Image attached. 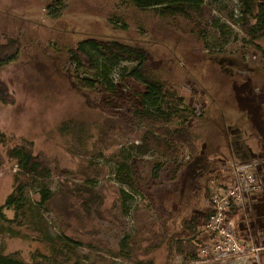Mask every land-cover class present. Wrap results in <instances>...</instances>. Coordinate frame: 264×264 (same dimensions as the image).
Instances as JSON below:
<instances>
[{"label":"rangeland","instance_id":"1","mask_svg":"<svg viewBox=\"0 0 264 264\" xmlns=\"http://www.w3.org/2000/svg\"><path fill=\"white\" fill-rule=\"evenodd\" d=\"M250 13L246 0H204L190 18L162 17L124 0H0V34L21 43L19 59L0 74L14 98L0 104V129L24 153L14 157L18 164L0 166V264H6L3 250L17 252L28 264H43L39 250L46 252L47 244L58 248L54 264L221 263L212 256L214 236L205 227L199 239L207 247L196 260H187L193 250L197 256V245L181 234L185 253L180 252L172 237L180 226L173 217L208 206L233 161L249 164L256 175L264 172V19L249 28ZM87 38L147 49L151 65L197 109L195 158L130 153V142H141L144 86L123 71L133 64L124 63L112 72L113 90L101 83L96 90L82 89L69 51ZM85 73L79 72L80 80L89 77ZM95 103L137 126L131 137L115 129L88 155L55 144L64 142L56 140L62 120L81 127L90 115L76 117L78 112ZM31 144L42 150L46 169L26 170ZM125 166L133 188L117 179ZM20 168L28 176L15 194L30 202L25 217L6 204ZM254 197L259 214L264 201ZM64 233L99 239L116 255L71 247Z\"/></svg>","mask_w":264,"mask_h":264},{"label":"trees","instance_id":"2","mask_svg":"<svg viewBox=\"0 0 264 264\" xmlns=\"http://www.w3.org/2000/svg\"><path fill=\"white\" fill-rule=\"evenodd\" d=\"M130 5H133L139 10H152L162 17H185L190 18L193 13H196L204 6V0H124ZM248 2L249 10L251 11L248 17V24L256 26L263 23L264 19V0H246ZM248 28L247 31H250ZM257 28H254V30ZM256 31V30H255ZM224 35L220 37H224ZM21 53V43L15 37L8 34H0V74L6 64L13 63L19 59ZM70 62L75 66L76 75L79 86L82 89L96 90L98 85L105 84L108 90L115 88V83L111 77L112 72L121 67L124 63L133 64L130 68L124 66L123 71L138 83L144 86L142 97V117L144 124L136 126L141 132H138L141 142H130V153L134 156L155 155L157 157H166L169 159L178 160L184 158L186 153H190L192 158H195L199 152V132L193 127L192 122L197 116V109L192 107L186 101V97L181 95L179 91L172 85L169 80L163 79L158 69L153 67L149 60V53L147 49L142 46L125 43L116 39L101 40L96 38H87L78 42L77 46L69 51ZM88 73L89 77L80 80L79 72ZM85 73V74H86ZM87 75V76H88ZM9 90L0 75V104L12 103L14 98L8 95ZM91 106V107H90ZM90 107V108H87ZM82 108L76 117H83V113L89 114L90 119L81 127L72 123L71 119L62 120L60 126L57 127L56 140L59 142L63 139L64 142L55 143L61 147H68L71 150H81L82 153L88 155L101 142L111 134L115 129L122 131L128 137H131L132 132L135 131L132 123L121 120L119 116L109 114L99 104H88ZM90 109V110H89ZM194 115V116H193ZM196 115V116H195ZM64 119V118H62ZM125 122V123H124ZM147 124L150 125L147 126ZM146 126V127H145ZM133 130V131H132ZM81 135L85 134L82 138ZM54 136H56L54 134ZM20 146L14 145V140L5 131L0 129V166L6 163L15 162L16 155L21 157L24 155ZM42 150L37 149L34 144H31V151L28 153L29 160L26 163V170L30 167L32 171H37L38 168L46 169L44 163L46 161L41 157ZM17 153V154H16ZM71 155V154H70ZM72 156V155H71ZM78 160V158H75ZM80 161V159H79ZM264 163V162H263ZM8 165V164H6ZM264 169V164H262ZM30 170V171H31ZM22 168L16 170L14 173L15 190L10 194L6 200V204L12 206L13 212L18 216L25 217L30 208V202L25 195L15 194L18 187H22V182L27 180L28 172ZM128 166L121 167L118 170L117 179L123 184L134 187V180L131 174L128 173ZM256 174V172H254ZM264 175V172H257L258 177ZM261 181L264 177H259ZM264 183V181H263ZM22 191V188H21ZM250 196V203L253 205V211L249 218L252 224L256 208L257 197ZM207 197L208 194H207ZM209 199V198H208ZM264 201V199H261ZM208 206L199 210L192 211L177 217H173L176 222H179V229L172 234L176 238L180 247V252L185 253L182 241L177 237L185 238L187 234L192 238L197 247H194L197 256L193 257L190 252L185 255L189 261L196 260L200 255L202 249L207 247L206 244H201L200 235L203 228L207 224L209 218L214 213V208L211 205L210 199L207 201ZM5 204V205H6ZM0 209H2L0 207ZM263 209V210H262ZM261 215L264 214V207L260 209ZM174 214L176 213L173 211ZM176 215V214H175ZM260 216V215H259ZM232 217L235 220L236 231L239 236L246 235V218L241 208L235 207L232 211ZM186 233V234H185ZM65 241L71 247H86L91 251H100L116 255L117 250L105 246L103 241L94 237H85L84 239L75 234H63ZM155 236V235H153ZM162 239V238H161ZM146 240V239H145ZM174 241V242H176ZM158 242V241H157ZM146 243V242H145ZM168 248L173 249V242L167 245ZM46 252L39 250L40 256L45 258L49 264L57 262L58 248L53 245H45ZM199 249V250H198ZM1 256L6 260V264H28V262L17 253L8 250L1 251ZM102 256V255H101ZM33 257V256H32ZM40 260V258H39ZM188 261V262H189ZM141 264H156L153 260L140 261ZM167 263V262H166ZM164 263V264H166ZM221 264V263H220Z\"/></svg>","mask_w":264,"mask_h":264},{"label":"built area","instance_id":"3","mask_svg":"<svg viewBox=\"0 0 264 264\" xmlns=\"http://www.w3.org/2000/svg\"><path fill=\"white\" fill-rule=\"evenodd\" d=\"M219 192L210 198L214 208L205 228L214 236L211 244L212 256L222 264L256 260L263 264L264 258V214L260 222L250 221L253 205L250 196L258 195L264 199V183L253 172L249 164L233 161L221 174ZM241 208L246 218V235L239 236L236 231L232 211ZM248 261V262H249ZM248 264V263H247Z\"/></svg>","mask_w":264,"mask_h":264},{"label":"crops","instance_id":"4","mask_svg":"<svg viewBox=\"0 0 264 264\" xmlns=\"http://www.w3.org/2000/svg\"><path fill=\"white\" fill-rule=\"evenodd\" d=\"M259 215L261 216V220H262L263 216L261 215V211H260L259 214H257V215L254 214V216H253L254 221L253 222H256V221L258 222ZM250 261H249V263H250ZM228 264H238V262H236V261L235 262H229Z\"/></svg>","mask_w":264,"mask_h":264}]
</instances>
